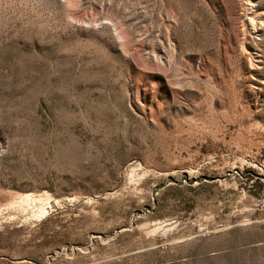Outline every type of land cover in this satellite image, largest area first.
Returning <instances> with one entry per match:
<instances>
[{
    "label": "rangeland",
    "instance_id": "1",
    "mask_svg": "<svg viewBox=\"0 0 264 264\" xmlns=\"http://www.w3.org/2000/svg\"><path fill=\"white\" fill-rule=\"evenodd\" d=\"M0 264H264V0H0Z\"/></svg>",
    "mask_w": 264,
    "mask_h": 264
}]
</instances>
